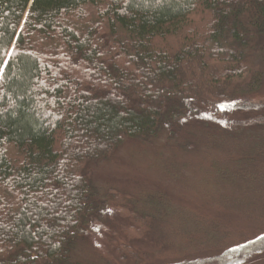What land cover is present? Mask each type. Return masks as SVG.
I'll list each match as a JSON object with an SVG mask.
<instances>
[{
  "label": "trees",
  "instance_id": "trees-1",
  "mask_svg": "<svg viewBox=\"0 0 264 264\" xmlns=\"http://www.w3.org/2000/svg\"><path fill=\"white\" fill-rule=\"evenodd\" d=\"M30 1L0 0V264H74L86 232L108 226L90 166L181 122L207 133L264 125L262 101L232 104L237 117L226 121L196 108L258 87L264 0ZM261 136L236 163L264 161ZM116 196L126 242L111 240L109 252L138 262L132 244L157 217ZM263 253L264 234L172 264H247Z\"/></svg>",
  "mask_w": 264,
  "mask_h": 264
},
{
  "label": "rangeland",
  "instance_id": "rangeland-1",
  "mask_svg": "<svg viewBox=\"0 0 264 264\" xmlns=\"http://www.w3.org/2000/svg\"><path fill=\"white\" fill-rule=\"evenodd\" d=\"M257 63L261 80L254 91L235 95L226 106L196 108L204 113H221L226 121L237 117L232 104L264 102V63ZM225 128L223 133H207L194 123L181 122L178 131L167 127L151 140H128L110 157L90 166L98 198L106 202L108 226L86 232L75 247L72 263L118 264L108 248L111 240L114 247L126 242L122 231L126 222L115 207L117 193L130 196L138 210L157 217L149 238L132 244L139 261L128 258V264L210 258L262 236L264 161L235 160L247 150L244 142L264 134V125L255 130L233 125ZM260 138L262 141L264 136ZM186 141L193 147L183 148ZM240 173L244 178L233 177ZM110 191H115L114 200ZM157 205L165 213L156 209ZM247 264H264V253Z\"/></svg>",
  "mask_w": 264,
  "mask_h": 264
},
{
  "label": "water",
  "instance_id": "water-1",
  "mask_svg": "<svg viewBox=\"0 0 264 264\" xmlns=\"http://www.w3.org/2000/svg\"><path fill=\"white\" fill-rule=\"evenodd\" d=\"M32 1H33V0L30 1L29 6L31 5ZM29 6H28V7H29Z\"/></svg>",
  "mask_w": 264,
  "mask_h": 264
}]
</instances>
